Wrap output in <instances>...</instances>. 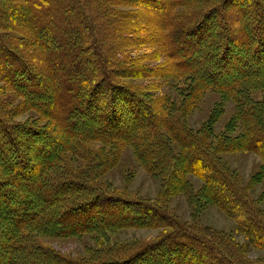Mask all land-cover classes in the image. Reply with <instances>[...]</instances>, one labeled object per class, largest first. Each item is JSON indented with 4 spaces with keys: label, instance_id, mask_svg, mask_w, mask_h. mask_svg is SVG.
Wrapping results in <instances>:
<instances>
[{
    "label": "trees",
    "instance_id": "16d2710c",
    "mask_svg": "<svg viewBox=\"0 0 264 264\" xmlns=\"http://www.w3.org/2000/svg\"><path fill=\"white\" fill-rule=\"evenodd\" d=\"M1 4L3 13L23 8L10 23L33 35L46 53L49 70L45 77L38 75L18 45L0 34V76L31 107L52 117L58 130L18 126L0 111V217L6 221L0 231L7 235L1 242L7 253L0 264H41L42 257L46 264H241L244 257L237 245L225 248L221 237L182 222L170 210L166 200L170 188L188 195L194 213L208 203L218 205L234 217L253 246L264 249V215L221 155L256 152L264 173V96L262 100L254 96L257 90L264 93V0L133 3L140 8L149 4L166 14L157 22L163 27V50L175 68L172 76L180 79L184 74L195 83L194 98L214 89L223 101L236 102L233 127L242 129L237 135L223 134L217 142L210 139L209 123L207 130L194 129L182 116H174L172 104L163 105L118 83V73L112 69L121 62L113 57L116 46L100 39L111 27L97 21L87 0H1ZM177 5L188 11H177ZM20 131L27 134L28 143ZM43 132L42 144L33 152L23 150L30 140L43 139ZM93 141L112 148L133 147L140 163L165 184L161 197L152 201L100 182L99 175L115 159L101 149L92 151ZM66 153L90 157L92 166L61 167ZM11 164L17 165L14 172ZM2 167L8 170L3 173ZM15 172L25 178L26 187L17 185L21 178ZM191 174L203 181L201 189L195 188ZM34 196L40 198L35 201ZM126 227L162 231L152 240L93 250L83 258L63 255L35 238L38 233L102 236Z\"/></svg>",
    "mask_w": 264,
    "mask_h": 264
},
{
    "label": "rangeland",
    "instance_id": "374dc122",
    "mask_svg": "<svg viewBox=\"0 0 264 264\" xmlns=\"http://www.w3.org/2000/svg\"><path fill=\"white\" fill-rule=\"evenodd\" d=\"M82 1L85 3V0ZM167 1L172 3L175 0ZM87 2V9L97 13V21L99 23L106 21L111 27L107 28L109 34L100 35V39L116 46L113 48V57L121 62L120 65L117 67L115 65L112 69L118 73V83L125 84L150 98L159 99L163 105L172 104L174 116H182V120L194 129L207 130L206 125L209 123L212 131L210 139L214 142H217V139L225 133L232 135L240 133L241 125H237L235 129L233 127L236 124L233 121L236 113V102L232 98L223 101L222 94L214 89H206L194 98L195 83L184 74L180 79L172 76L175 68L163 50V27L157 25L160 18H165V13H159L158 9L151 8L149 4H145V8L137 7L133 5L134 0H87ZM51 3H48L47 7H50ZM176 9L181 12L188 11L181 5H177ZM23 11L22 8L21 10L14 9L11 11L12 13H3L0 0V22L4 25L0 28V34L5 35L14 45H18L20 55L36 67L38 75L45 77L49 70L46 63V53L36 44L33 35L24 30V26L10 23L11 17L14 18L22 14ZM101 16H104L105 19H102ZM47 34L49 40L53 39L50 33ZM41 35L43 34L41 33ZM263 94L261 90L254 92V96L259 100L263 99ZM190 99L192 100L191 103L189 102ZM0 111H5L4 113L10 121L18 126L36 127L54 133L58 130L52 117L31 107L27 98L21 95L11 83L2 80L1 76ZM19 133L23 141L27 142V134L22 131ZM44 133L43 139L39 141L30 140L29 147L23 146V150L30 148L33 152L36 145H40L44 141L46 135ZM54 143L57 145V142ZM91 144L92 151L101 149L115 159L99 175L100 182L116 190L152 201L161 197L165 184H162L160 178L153 176L140 163L133 147L124 145L112 148L111 146H104L99 141H93ZM62 145V143H58L59 148ZM221 155L227 166L239 175L241 181L248 187L246 193L255 201L257 208L264 215V173L261 170V156L251 150L223 151ZM35 156L37 159L39 158L38 155ZM90 161V157L72 156L69 153L60 166H69L76 170L87 169L92 166ZM16 166V164H11L9 168H12L11 170L14 172ZM7 168L2 167L3 173L8 170ZM15 176L21 178L17 185L26 187L25 178L16 172ZM190 180L197 190L202 188L203 181L198 176L191 174ZM38 197L34 196V200L40 198ZM166 200L170 210L182 222L210 232L213 236L221 237L218 240L225 245V248L229 247V244L237 245L240 255L244 257L241 260V257L237 256L242 261L241 264H264V249L253 246L249 236L240 231L234 217L225 213L218 205L208 203L203 210L194 213L188 195L183 190L171 188ZM14 216L19 217L17 214ZM5 225L6 221L0 217V228L5 227ZM161 231V229L152 227H126L102 236L95 233H86L80 236L38 233L35 234V238L41 245L50 247L63 255L83 258L88 257L93 250L152 240ZM3 232L0 231V259L5 257L7 253L1 245V242L7 238ZM30 258L33 259V257ZM46 261L45 257L40 259L41 264H46Z\"/></svg>",
    "mask_w": 264,
    "mask_h": 264
}]
</instances>
